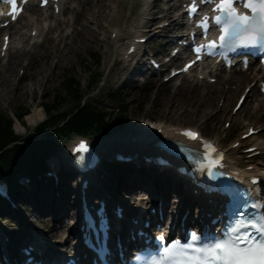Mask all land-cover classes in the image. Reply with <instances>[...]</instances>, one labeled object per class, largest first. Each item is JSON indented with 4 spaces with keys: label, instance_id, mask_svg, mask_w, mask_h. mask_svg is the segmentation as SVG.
Wrapping results in <instances>:
<instances>
[{
    "label": "snow or ice",
    "instance_id": "snow-or-ice-1",
    "mask_svg": "<svg viewBox=\"0 0 264 264\" xmlns=\"http://www.w3.org/2000/svg\"><path fill=\"white\" fill-rule=\"evenodd\" d=\"M237 3H242L250 11H238ZM13 6L15 8L14 0ZM188 7L190 12L197 10L195 2ZM215 8L217 14L213 20L221 31L218 41H208L209 47H215L217 43L228 44L234 50L236 47L264 45V0H218ZM199 23L206 26L207 19ZM182 131L190 138H198L191 129ZM219 162V158H213L209 163L210 174L212 165ZM252 229L259 234H252ZM200 239L194 232L188 243L172 241L162 249V254L151 260V264H264V216L252 219L241 214L227 232L205 237L204 241L196 243Z\"/></svg>",
    "mask_w": 264,
    "mask_h": 264
},
{
    "label": "rangeland",
    "instance_id": "rangeland-1",
    "mask_svg": "<svg viewBox=\"0 0 264 264\" xmlns=\"http://www.w3.org/2000/svg\"><path fill=\"white\" fill-rule=\"evenodd\" d=\"M98 2L100 1H97L96 5L98 4ZM112 2L113 0H103V4H101L100 2V4H98L95 8L91 10L88 15V18H91V16L94 15L96 10L97 14L98 10L100 11L98 17V25L96 26L95 23H91L92 27L96 26L98 29L100 23L102 25V22H108L113 19V17L111 16ZM102 27L104 28V25H102ZM98 31L101 32L102 30L98 29ZM100 32H98L97 34L99 38L102 37V33ZM88 36L91 37L92 33H88ZM72 38L76 41H80L78 44L75 45L74 52L72 51L68 53L65 56L64 61L56 67L53 74L51 75L52 83L51 85L49 84L46 88L44 86H35V84L33 85V82H35L37 78L41 76V74H39L40 70H42L44 74L50 72L48 64L40 68L38 66V63L34 61L32 63V67L28 68V71L25 74V78L29 79L27 81L23 79L21 81H18V75L16 76L15 73L16 67L14 68L11 78H16L15 82L19 83L17 84L19 85V88L18 90H15L12 86L9 87L8 91L10 96L9 94L8 96L12 98V101L9 104H2V102H0V114L10 113L12 110L17 111L19 110L20 106L30 104L31 101H34L33 104H38L40 102H52L55 97H58V94H62L61 90L65 89L64 84L66 83L67 73H70L71 75L79 78L83 83L87 82L88 75L85 70V64H87L88 66L93 65L92 58L90 57L89 53L91 51H101L100 54H103L104 49L102 41H99L97 43L88 42L84 40L83 37L79 36V34L74 35ZM64 50L66 51L67 49L64 48ZM44 91H46V94L43 93ZM198 92H204V90L201 89ZM165 97V95L158 93L156 99L150 102L148 95L144 96L138 90L134 89L130 95H125V99L129 103L128 116L134 117L137 115L139 116L141 114L145 115L146 113H152L155 116L165 117L162 112H166L167 110L171 113L166 118L170 119L171 121L173 120L175 122L178 121L186 125L198 126L199 129L203 131L206 135L209 134V136L217 137L218 134H216V131L220 130V127L218 125H215L214 121L217 120V117L215 116V109L218 106V102L220 101L219 98H216L213 101L214 109L212 110L208 109L207 101L201 102L197 100V97H203L202 95H192L191 97L189 94L187 96L180 94L170 99L172 103L171 105H169V99ZM92 98L93 97H90L89 99ZM98 99L99 103H103L105 105H110L113 103V101H110L107 98ZM167 105H169V107ZM182 105L187 107L189 111L187 112L186 110V113L180 114ZM166 106L168 108H166ZM173 112L174 115L171 116Z\"/></svg>",
    "mask_w": 264,
    "mask_h": 264
},
{
    "label": "bare ground",
    "instance_id": "bare-ground-1",
    "mask_svg": "<svg viewBox=\"0 0 264 264\" xmlns=\"http://www.w3.org/2000/svg\"><path fill=\"white\" fill-rule=\"evenodd\" d=\"M132 41H133V39H132ZM1 71H2V69H1ZM5 72H6V70L5 69H3V71H2V73H1V75H5ZM235 75H229V76H226L225 77V80H227V81H232L233 80V77H234ZM43 80H44V82H45V86H48L49 84L51 85V83H52V79H51V77H49V76H43ZM7 82H8V79H7ZM35 84V86H37V85H40V84H42V81L40 80V79H38V80H36L35 82H33V85ZM13 85V88H17L18 87V85H14V84H11V83H3V79H1V77H0V86H3V88H2V90H0V102H2V104H4V103H10L11 101H12V98L11 97H9L10 96V94H9V91H8V89H9V87H11V86ZM31 89V88H30ZM221 92V89H219V90H217L214 94L215 95H218L219 93ZM8 94H9V96H8ZM213 94V95H214ZM4 101V102H3ZM180 109V108H179ZM175 110V109H174ZM186 110H187V112L189 111V109L187 108V107H185L184 105H182L181 106V110H180V114H182V113H186ZM171 113V112H170ZM169 113V114H170ZM38 115V110L35 112V113H33V114H31L30 116H28V120L29 121H33L34 120V118L36 117ZM174 115V112H173V114H171V116H173ZM141 169H139L138 171L139 172H137V171H135V172H132L130 175H131V177H130V179L129 180H136L137 178H141V177H145L146 176V172L145 171H140ZM122 174V173H121ZM124 178H127V177H124ZM56 189H58V190H60V186H57L56 187Z\"/></svg>",
    "mask_w": 264,
    "mask_h": 264
}]
</instances>
